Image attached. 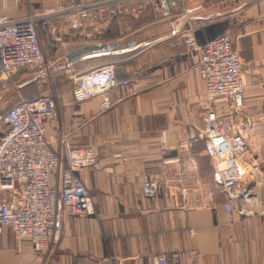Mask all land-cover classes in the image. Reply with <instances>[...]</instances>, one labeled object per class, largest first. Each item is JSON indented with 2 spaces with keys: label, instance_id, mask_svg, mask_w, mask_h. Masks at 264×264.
<instances>
[{
  "label": "crops",
  "instance_id": "crops-1",
  "mask_svg": "<svg viewBox=\"0 0 264 264\" xmlns=\"http://www.w3.org/2000/svg\"><path fill=\"white\" fill-rule=\"evenodd\" d=\"M67 1L8 0L3 11L10 18L25 19ZM246 1H210L196 15L230 11ZM228 5L231 8L224 9ZM126 8L117 17L78 25L39 23V39L49 36L44 44L55 43L50 57L54 69L66 63L67 48L121 41L177 18L176 9L164 15L161 0L134 1ZM199 24L196 37L201 45L227 34L252 70L245 79L249 156L244 165L258 180H251L249 198L238 200L227 214V197L213 182L210 156L198 138L208 106L198 54L166 36L127 53L88 59L55 72L61 96L46 137L63 153L71 147L94 148L98 163L81 177L91 190L95 214L66 213L59 240L45 252L6 230L0 237V264H156L161 254L179 264H264V0H252L229 16ZM107 64L115 65L118 83L128 82L110 90L112 107L102 112L101 96L76 102L73 85L62 79ZM31 76H17V89L43 78ZM219 106L226 110L224 104ZM4 131L0 124V136ZM148 180L159 182L154 198L142 192Z\"/></svg>",
  "mask_w": 264,
  "mask_h": 264
},
{
  "label": "built area",
  "instance_id": "built-area-1",
  "mask_svg": "<svg viewBox=\"0 0 264 264\" xmlns=\"http://www.w3.org/2000/svg\"><path fill=\"white\" fill-rule=\"evenodd\" d=\"M7 1L0 0V76L5 80L21 68L54 69L53 62L46 63L37 33V25L43 20L78 25L99 17L113 18L139 0H68L25 19H13L4 13ZM161 5L168 17L178 1L161 0ZM199 9L201 6L186 9L185 16ZM196 32V24L189 23L179 34L167 37L198 54L197 68L208 102L198 138L210 156L213 182L225 193V209L230 215L238 200L249 198L251 180H258L252 179L244 165L249 149L240 126L245 111V79L252 70L229 35L201 45ZM70 78L74 100L80 103L101 96L102 112L112 107L110 90L118 84H128L118 83L114 64L93 67ZM223 104L224 112L219 106ZM56 116V100L49 96L21 98L0 115V124L5 128L0 136V237L9 230L15 239L29 240L38 252L48 251L59 240L66 213L95 214L91 190L81 173L95 168L96 152L92 147H71L64 153L56 149L46 137V126ZM159 189L157 180L143 182L142 192L148 198L156 197ZM156 264L179 263L176 258L161 254Z\"/></svg>",
  "mask_w": 264,
  "mask_h": 264
},
{
  "label": "water",
  "instance_id": "water-1",
  "mask_svg": "<svg viewBox=\"0 0 264 264\" xmlns=\"http://www.w3.org/2000/svg\"><path fill=\"white\" fill-rule=\"evenodd\" d=\"M251 1L252 0H247L242 6L226 12H215L208 15L183 16L175 21L156 23L124 38L121 41L102 44L94 43L67 48L66 63L53 70L55 72L57 70H66L88 59L127 53L135 48L148 45L156 39L179 34L189 22L208 21L215 17L229 16L236 11H239L242 7L248 5ZM26 85H28V83H25L20 88Z\"/></svg>",
  "mask_w": 264,
  "mask_h": 264
},
{
  "label": "rangeland",
  "instance_id": "rangeland-1",
  "mask_svg": "<svg viewBox=\"0 0 264 264\" xmlns=\"http://www.w3.org/2000/svg\"><path fill=\"white\" fill-rule=\"evenodd\" d=\"M168 1H170V0H168ZM177 1H178V6L176 8L177 13L174 14V16L177 17L176 20L185 16V10L186 9H192V7H188V5L190 3H192V2L195 3V1L197 2V1H201V0H195V1H191V2H188V1L179 2V0H177ZM210 1L212 2L214 0L201 1V2H203L202 5L201 4L199 5V6H201V9H199L198 11L193 12L191 14H188L186 16L196 15V13L203 11L204 7L206 6V3L207 2L210 3ZM230 8L231 7L228 5L224 9H230ZM43 21L48 22L49 20H43ZM40 23H42V22H40ZM189 23L196 24L197 31H198V29L200 27L199 22H189ZM189 23H187L186 25H188ZM37 27H38V25H37ZM37 33H38V28H37ZM38 36H39V34H38ZM46 37H49V36H45L44 41L42 39H40V41L42 43V48L44 51V57H45L47 64L53 62V64L55 65V62L52 61V59L50 58L52 53L56 49V47L54 46L55 43L51 41V44H44V42L47 43ZM39 38H40V36H39ZM57 38H60V37H57ZM25 73L28 74V76L32 75L31 78L34 77V79H35L36 75H38V74L41 75L43 78H41L38 81H37V79H35L36 82L33 81L30 84L28 83L29 84L28 86H24L20 89H17L18 85L20 84V81H18V78H20V77H17V76H23ZM56 79L57 78L55 76V71L53 69H51V71H49V70L40 71V70H34V69L21 68V69H18L17 72L13 76H11L9 80L1 79V76H0V115L5 114L7 112V110H9L21 98L26 99L25 97H28V98L32 97L33 98L35 96H38V95L41 96V94L43 95V94L48 93L47 95L49 97L55 98V100L57 101V99L61 95H60L59 89L56 88V84H55ZM62 80H64V83H66L67 85H68V81H69V85H70V87H72L73 82L71 79L64 77V79H62ZM62 85L66 86L65 84H62ZM48 90L50 91V93L48 92ZM45 91H47V92L45 93ZM242 120H243V123L240 124V126L245 131V125H244L245 117H242Z\"/></svg>",
  "mask_w": 264,
  "mask_h": 264
},
{
  "label": "trees",
  "instance_id": "trees-1",
  "mask_svg": "<svg viewBox=\"0 0 264 264\" xmlns=\"http://www.w3.org/2000/svg\"><path fill=\"white\" fill-rule=\"evenodd\" d=\"M119 15H120V14H119ZM119 15H117V16H119ZM117 16H116V17H117ZM211 28H213V27H211ZM37 97H39V96H37ZM37 97H34V98H37ZM31 99H33V98H31ZM7 111H8V110H7Z\"/></svg>",
  "mask_w": 264,
  "mask_h": 264
}]
</instances>
